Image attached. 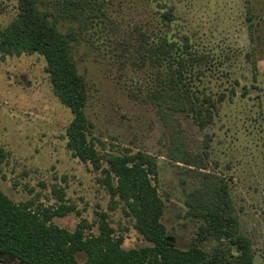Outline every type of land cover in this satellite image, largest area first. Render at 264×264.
<instances>
[{
    "label": "rangeland",
    "instance_id": "1",
    "mask_svg": "<svg viewBox=\"0 0 264 264\" xmlns=\"http://www.w3.org/2000/svg\"><path fill=\"white\" fill-rule=\"evenodd\" d=\"M161 1L175 17L167 34L179 33L180 42L189 37L200 57L191 68L199 77L187 82L214 100L225 95L213 123L201 129L178 114L171 129L150 102L157 72L138 50L136 27L147 34L164 30L157 0H108L115 26L90 30L73 52L88 86L85 114L93 124L89 138L102 157L101 168L69 150L66 131L73 115L55 96L44 58L0 54V191L17 204L32 203L35 211L54 206L53 187H62L65 201L76 209L54 224L73 232L85 222L89 237L98 235L100 214H107L122 248L141 249L150 243L134 228L125 204L111 197L103 170L109 169L108 155L142 152L155 159L150 178L164 202L162 222L178 248L196 242L202 222L188 216L185 202L199 185L198 173H207L230 183L238 227L264 263V0ZM16 4L0 0V31L15 19ZM247 15L256 26L250 27ZM58 27L76 30L69 22ZM175 135L194 157L193 167L171 159L177 156ZM217 244L207 239L202 246L209 251ZM77 258L86 259L81 253ZM0 264L20 263L0 256Z\"/></svg>",
    "mask_w": 264,
    "mask_h": 264
},
{
    "label": "trees",
    "instance_id": "2",
    "mask_svg": "<svg viewBox=\"0 0 264 264\" xmlns=\"http://www.w3.org/2000/svg\"><path fill=\"white\" fill-rule=\"evenodd\" d=\"M107 3L108 0H17L15 19L0 31L3 57L27 53L44 58L55 96L73 115L66 131L67 146L75 158L91 163L97 170L102 157L89 138L93 124L85 114L88 86L78 72L73 52L90 30L115 26ZM157 8L162 10L158 13L164 30L147 34L136 27L138 50L145 51L157 72L150 102L171 129L175 128L173 119L178 114L191 117L203 129L213 123L218 103L225 95L214 100L192 89L187 80L199 77L191 69L200 59L198 51L186 35L181 36L180 42L179 33L167 34L175 23L173 11L161 0H157ZM247 16L250 27L256 26L253 15ZM64 22L75 24L76 30L61 32L58 24ZM175 138L177 156L170 155L171 159L193 167L194 157L178 135ZM105 158L109 169L103 170L104 184L113 199L118 197L125 204L134 228L150 246L123 249L122 241L113 238L107 214H100L98 235L89 237L84 235L85 222L73 232L54 224L55 218H63L76 209L65 201V190L56 185V204L40 205L35 211L31 209L32 203L17 204L0 191V256H9L20 264H254L252 242L238 227L228 181L197 172L201 176L199 185L188 192L185 204L188 216L202 223L195 244L180 249L168 241L173 238L162 222L164 202L150 178L155 174V159L142 152ZM114 204L116 208L118 203ZM207 239L216 241L217 247L205 250L202 243ZM80 253L86 257L83 262L77 258Z\"/></svg>",
    "mask_w": 264,
    "mask_h": 264
},
{
    "label": "crops",
    "instance_id": "3",
    "mask_svg": "<svg viewBox=\"0 0 264 264\" xmlns=\"http://www.w3.org/2000/svg\"><path fill=\"white\" fill-rule=\"evenodd\" d=\"M254 264H264L260 262V260L257 258V256L254 254Z\"/></svg>",
    "mask_w": 264,
    "mask_h": 264
},
{
    "label": "water",
    "instance_id": "4",
    "mask_svg": "<svg viewBox=\"0 0 264 264\" xmlns=\"http://www.w3.org/2000/svg\"><path fill=\"white\" fill-rule=\"evenodd\" d=\"M168 241L171 242V243H175L174 239H168Z\"/></svg>",
    "mask_w": 264,
    "mask_h": 264
}]
</instances>
